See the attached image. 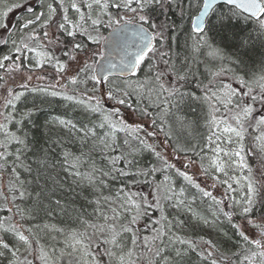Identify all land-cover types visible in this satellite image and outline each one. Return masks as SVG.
Returning a JSON list of instances; mask_svg holds the SVG:
<instances>
[{
    "label": "snow or ice",
    "instance_id": "6c2138e0",
    "mask_svg": "<svg viewBox=\"0 0 264 264\" xmlns=\"http://www.w3.org/2000/svg\"><path fill=\"white\" fill-rule=\"evenodd\" d=\"M35 2L39 10L26 0L24 3L17 0L7 11L0 13V29L5 32L11 26L4 19L13 8H22L29 14L22 17V23L17 26L18 35L9 33L8 39L0 36V45L7 46L11 42L7 54L0 55V70L4 72L0 76V108L3 109L0 111V172L7 169L11 176L6 191H0V200L8 205L0 211L11 214L7 219H0V233L11 234L16 241L10 246L8 240L0 235V257L7 258L8 264H35L36 260L39 264H57L55 248L49 252L41 244L40 231H43L63 236L65 245L71 249L69 254H78L81 264H103V260L91 251L96 240H99L98 246H106L100 256L106 255L111 264H136L133 257L138 244L143 248L139 258H146L147 264H181L188 251L208 260L209 264H218L214 258L218 249L212 241L202 242L211 249L205 252L197 242L174 230L182 228L184 221L179 219V215L169 219L165 212L172 207L178 214L182 211L192 213L197 222L213 227L217 226L222 215L242 241L249 245L240 264H264V215H256L264 210V116L257 118L254 115L256 105L264 108V84L254 94L252 85L231 69L228 71H232L240 90L218 79L225 72L223 68L215 72L207 69L212 78L205 82L198 78L192 67L196 63V54L202 49L214 60H223L226 58L224 47L245 46L244 41H239L238 45L233 43L235 33L230 24L234 19L252 21L264 32V0ZM184 4L188 7L185 8ZM173 8L179 10V23L168 17ZM70 10L74 16L69 15ZM129 25H134L131 42L126 35ZM102 28H111L112 32L104 37ZM181 33L185 35V49L192 53L191 64L187 55L182 61L174 62L171 49L166 46L174 35L178 37ZM216 38L219 44L215 43ZM122 43L125 55L117 64L113 62L111 52L120 48ZM90 45L104 47L107 55ZM128 47H134L136 51L128 53ZM25 60L31 67L25 64ZM231 62L243 63L239 55ZM46 65L54 69L58 76L56 82L47 87L33 84L34 79L44 78L43 73L37 75L34 70ZM142 66L148 68L144 79L137 76L134 80H114L107 75L113 71L135 75ZM244 88H247L246 92L242 91ZM191 89L198 90L200 94ZM29 92L46 100L62 99L84 114V120L79 123L67 118L46 122L47 146L34 161L28 160L27 153L32 152L33 147L29 133L23 128L26 122L33 128L39 127L34 117L41 108L34 105L19 113L17 119V103ZM133 97L136 98L135 105L129 102ZM145 100L147 104L140 107ZM108 104L112 107L109 108ZM197 104L207 108L204 119L209 134L202 138V143L173 146L174 152L185 154L183 163L177 167L164 155L167 147L158 137L163 134L169 138L164 127L166 118L181 127H192L196 122L181 120L173 109L179 111L182 105ZM149 108H155L159 115L151 118ZM10 124L19 127L10 131ZM55 127L60 129L59 135L55 133ZM97 129L103 131L98 133ZM249 129L259 133L253 137L261 154L257 170L250 167L245 158ZM118 133L124 134L122 144ZM68 140L79 141V154L67 150ZM13 144L16 148L10 151ZM205 150L212 153L207 166L203 155ZM145 151L152 154L159 167L138 166L137 157ZM189 152L193 155L188 156ZM96 153L103 156L110 166L98 168L92 158ZM52 156L56 160H50ZM197 156L200 157L199 171L204 177L212 181L213 187L216 184L224 187L222 198L217 199L207 184L202 186L195 179L196 173L190 174L189 169L196 165L194 157ZM174 159L179 160L180 156ZM57 167L70 175L77 187L87 182L95 190L97 198L90 203L96 206L95 211L104 223L83 220V230L71 232L49 223L38 228L24 227L21 221L27 218L55 217L68 212V197L75 189L68 185L70 192L64 191V182L57 179L59 173L53 175ZM171 170L196 189L202 198L211 199L215 206L211 220L193 211L194 198L190 201L185 196L184 187L177 191L170 175H164L160 183L149 179L157 172L169 173ZM236 170L242 173L246 170V174L234 175ZM22 172L27 176H22ZM125 177H131L133 183L142 180L149 185V193L126 192L127 182H124L125 187L114 196L103 194V190L109 187V181ZM237 191L238 198L232 195ZM105 206H111L108 208L111 216L102 210ZM226 207L232 210L227 211ZM152 210L160 213L159 219L149 216ZM146 216L158 227L151 228V236L141 237L135 226ZM234 217L239 218L238 223ZM250 229H255L254 237L249 235ZM126 234H130L131 247L124 243ZM52 239L56 237L52 236ZM21 248L27 254L23 259ZM169 249L174 255H164ZM63 254L64 250H61V256Z\"/></svg>",
    "mask_w": 264,
    "mask_h": 264
},
{
    "label": "trees",
    "instance_id": "16d2710c",
    "mask_svg": "<svg viewBox=\"0 0 264 264\" xmlns=\"http://www.w3.org/2000/svg\"><path fill=\"white\" fill-rule=\"evenodd\" d=\"M30 1L31 0H26L27 3H30ZM32 1L33 2L31 4L34 9L39 10V6L35 2V0ZM183 6L185 8L188 7L187 4H184ZM224 10H226V7L224 8ZM115 11L116 10L113 9V12ZM28 15L29 14L24 9L19 8L16 18L12 20L8 19L7 21H5V23L9 24L11 27L8 28L7 32H5L3 29H0V36H2L4 39H8L9 33L18 35L19 33L17 30V26L22 23V17ZM69 15L74 16V13L72 15V11L70 10ZM168 17L171 20H174L179 23V10L173 8V10L168 13ZM184 27H187V24H185ZM230 27L235 33V39L233 40V43L238 45L239 41H244L245 46L242 48L239 46L232 47L231 45L224 47V54L226 58L223 60H214L212 57L207 55L206 50L202 49L200 53L196 54V63L192 65L193 69L197 72L198 78L207 82V79L212 78L207 69H211L213 72H215L223 68L225 69V72L218 79L224 83H229L234 86L238 85V83L233 78L232 71L236 72V74L239 76H243L247 83L256 82L259 79L264 80V32L260 31L254 22L245 21L243 18H240L239 20H232ZM184 40L185 35L183 33H181L178 37L174 35L173 38L167 42L166 46L171 49L170 55L174 62L178 60L182 61L183 57L187 55L189 57V63L191 64L192 53L190 49H185ZM215 43H220L218 38H216ZM9 48L10 47H8V45H0V55L7 54ZM177 53H179V56H177ZM237 55H239L241 60L243 61L242 64H234L231 62L233 59L236 58ZM145 63L147 64V58ZM25 64L31 67L28 60H25ZM50 68L52 67L46 65L42 68V70ZM229 69H231L232 71H228ZM34 71L36 74H38L37 71L39 70L35 69ZM147 72L148 68L142 66L141 70H139L136 76L132 79H136L137 76L140 79H144V77L147 75ZM2 75H4V72L3 70H0V76ZM44 79L45 77L42 80ZM39 81V79L38 81L37 79H34L32 83L44 87L47 86V84H50L49 82L46 83L44 81L38 83ZM253 86H257V84L255 83L253 84ZM16 87L18 88V85H16ZM257 90L259 91L258 88ZM196 91L198 94H200L198 90ZM129 102L135 105L136 98H131ZM146 104L147 101L145 100L140 104V107H144ZM34 105L39 106L41 108V111L38 112L34 117L39 127L33 128L31 124H28L26 122L23 128L24 131H27L29 133V137L33 147V151L27 153L29 161L36 160L37 155L41 154V150L47 146L48 126H46V122L55 120L56 118L72 119L77 123L82 122L84 120V114L75 105H72L69 102H66L59 98H47L46 100L45 97L34 95L30 92L27 93L25 97H22L21 101L17 103V119L19 118V113L33 108ZM108 107L111 108L112 105L108 104ZM255 107L256 112L254 113V115L259 118L260 116H262L263 110H261L260 105H256ZM173 111H176L177 116L181 120L187 122H196L192 127H181L179 123L173 124L171 119L166 118L164 127L165 131L169 132V138L166 139L163 134L158 137V140L163 141L164 145L167 147V152L164 153L166 158H168L170 162L176 163L177 167H180L185 158V154H177L173 151V146H180L186 143H202V138L206 137L209 134L204 119L207 108L206 106L199 104L192 106L182 105L179 111L175 109H173ZM149 112L152 114L151 118H156L159 115L155 108H149ZM137 117H139V113H137ZM17 127L19 126L11 124V131H16ZM149 127H151L150 124ZM97 131L99 133L103 130L97 129ZM55 133L57 135L60 134V129L58 127H55ZM257 133L258 132H256L255 129H249V135L246 137L245 140V158L249 166L252 167L254 170H257L259 168L261 162V154L259 153L258 149H256L255 142L253 140V137L256 136ZM118 138L119 143L122 144L124 134L118 133ZM177 141H179V144H177ZM15 148L16 145L13 144L10 146L9 150L14 151ZM66 148L67 150L72 151L75 154H79V152L81 151V146L78 140L66 141ZM161 151H163V148L161 149ZM177 155L180 156L179 160L174 159ZM187 155L192 156L193 153L189 152ZM203 155L205 159V164L207 166V163L209 161V158L212 156V153L208 150H205ZM92 158L98 168L110 166L108 165V161L104 159L103 156H101L99 153L93 154ZM194 158L197 160L195 168L199 169L200 157L197 156ZM50 160H56V157L52 156L50 157ZM137 160L139 161L138 166L140 167L148 165H154L159 167L158 162L155 160L152 154L146 151L142 155L138 156ZM10 164L11 159L9 160V165ZM56 173H59L57 179L59 181L64 182V191L66 193L70 192L68 185H71V187L75 189V191L71 192L68 197V212L66 214L60 213L55 217H41L36 219L27 218L24 221H21L24 227L38 228L44 223H49L55 224L57 227L63 228L66 232H71L82 231L83 226L81 221L83 220H88L89 223H104V221L100 219L99 214L95 211L96 206L93 203H90L91 200H95L97 198L95 190L89 187L87 182H84L80 187H77L75 184L72 183V177L66 172L61 171L59 167H57L53 175H55ZM191 173L195 172H190V174ZM233 174L237 176L243 175L246 174V170L243 173L240 170H236ZM34 175L35 171L33 172V176ZM164 175L171 176L172 183L175 185L177 191H179L181 187H184L185 196L190 201L194 198L195 202L194 204H192V208L195 213L200 216H206L210 220L212 219L211 213L215 211V206L212 204L211 199L202 198L200 194L196 191V189H193L191 188V186L187 185L186 182L183 181V178L176 176L174 170H171V172L169 173L157 172L155 177H149V179L154 180L156 183H160L164 180ZM22 176H27V174L22 172ZM10 179L11 176L7 169H5L3 172H0V180L5 183L4 191H6ZM28 179H32V176H28ZM195 179H197V181L200 182L202 186H205V184H207L209 190H212L213 192L214 190L221 191L222 195L220 197L222 198L224 193L223 186L218 184L213 187V185L208 184L209 182L212 183V181L210 179L205 178L201 171L199 172V174H196ZM124 182H127V187L125 188L126 192L131 190L134 192H142L148 194L150 191L149 185L143 183L142 180L139 183H133L131 177H125L118 180L109 181V187L103 190V194L114 196L120 188L125 187ZM238 192L239 191H237L236 193H232V195L237 196L238 198ZM23 206L24 205L21 204V207ZM109 207L111 206H105L102 210L107 212L108 215L111 216V212L108 211ZM0 208H5L4 204L1 205ZM165 214L168 215L169 219H172L179 215V219L184 221V226L182 228H174V230L184 238L191 239L197 242L200 245V248H203L205 252L211 249H208L207 246L204 245L202 242L204 240L212 241L218 249L214 256V258L218 260V264H240V262L244 260L243 252L246 248L249 247V245L245 244V242L242 241V239L238 236L235 230H233L231 226L227 223L226 218L222 215L217 226L213 227L211 225H206L201 222H197L192 217V213L182 211L178 214L176 209L172 207H168ZM10 215V213L0 211V219H7V217ZM125 215H127V213H125ZM256 215H264V210H261L260 212L256 213ZM149 216H151L154 220L159 219L160 213L156 210H152L149 213ZM121 219H123V217H121ZM234 219L237 223L239 222L238 217H234ZM124 222L126 223L127 221L125 220ZM153 226L158 227V225H153L150 222L149 217L146 216L143 217L135 227L139 230V235L143 237L144 235L151 236V228ZM1 235H3L8 240L10 246L16 243L15 239L11 236V234L2 233ZM91 235L92 231L91 229H89V236ZM129 235L130 234L125 235L124 243L127 244L128 247H131L130 241L128 239ZM249 235L254 237L255 229H250ZM52 236H55L56 239L53 240ZM100 239H102V237H100ZM40 240L41 244H43L49 252H51L52 248L54 247L55 254L57 256H61V250H64L65 255H68V253H70V248H67L64 243V237L57 233L45 234L43 231H40ZM98 245L99 240H96L92 243V253L94 255H97L98 258L102 259L103 264H111L109 258L106 255L100 256V254L103 252V247L106 246ZM142 251V246L138 244L135 249L136 257L134 258L136 264H147L146 258L143 260L139 258L140 253ZM25 255L27 254L25 253ZM164 255L172 256L174 255V253L171 249H169L167 252L164 253ZM0 264H8V259L5 257H0ZM181 264H209V261L202 260L201 257L195 252L188 251L184 256L183 260L181 261ZM245 264H247V262H245Z\"/></svg>",
    "mask_w": 264,
    "mask_h": 264
},
{
    "label": "rangeland",
    "instance_id": "374dc122",
    "mask_svg": "<svg viewBox=\"0 0 264 264\" xmlns=\"http://www.w3.org/2000/svg\"><path fill=\"white\" fill-rule=\"evenodd\" d=\"M21 1H24V0H19V2H21ZM16 2H17V0H0V13L7 11V8L9 6H13ZM18 11H19V8H13V11L8 14L7 18L4 19V22L7 21L8 19L12 20V19L16 18V15L18 14ZM102 30L108 31V28H102L101 29L102 35L105 36V33ZM90 46L93 47V48H99V51L101 52L100 46H97V45H90ZM8 47H11V42L10 41H9ZM37 73H38L37 75H39L40 73H45V79L44 80L39 79L40 81L38 83H41V81H44L46 83L49 82L50 84H47V86H49L51 84H54L56 82V79H58V76L56 75V73H55L53 68L52 69H46V70L45 69L42 70V68H41L39 71H37ZM37 81H38V79H37ZM255 83L257 85L261 84L259 81L252 82L250 84H255ZM47 86H45V87H47ZM232 86L237 88L238 90H240V85L239 84L236 85V86H234V85H232ZM242 91L243 92L247 91V88L242 89ZM261 110H263V114H264V108H261ZM0 111H3L2 108H0ZM263 114H262V116H264ZM257 135H259V133H257ZM189 172H195L196 174H199L200 171H199V169H196L195 166H194L191 169H189ZM208 184L213 185L211 182H209ZM4 185H5V183L2 180H0V191H4ZM216 185H218V184H216ZM213 194L216 195V194H222V193L219 190H214ZM238 194H239V192H238ZM1 205H3L2 200H0V206ZM4 207L6 208V207H8V205L4 204ZM229 209H230V211L232 210L230 207H229ZM29 257H30V259H32L31 256H29ZM135 257H136V255L133 257V260H134ZM22 258L23 257L21 255V259Z\"/></svg>",
    "mask_w": 264,
    "mask_h": 264
},
{
    "label": "water",
    "instance_id": "95a60500",
    "mask_svg": "<svg viewBox=\"0 0 264 264\" xmlns=\"http://www.w3.org/2000/svg\"><path fill=\"white\" fill-rule=\"evenodd\" d=\"M245 15H247V14H245ZM111 32H112V30L109 31L106 36H108L109 33H111ZM133 32H134V25H129L128 26V31L126 33L129 42H131L133 40ZM123 47H124V45L122 43L120 48H115L114 50H112L111 58H112L113 62H115L117 64L120 63L121 57H123L125 55V52L122 50ZM101 50H102L103 54L107 55V51L105 50L104 47L101 46ZM135 51H136V49L134 47H128L127 48V52L128 53H132V52H135ZM107 75L111 79L112 78H116V79H130V78H133L136 74L133 75V74H129V73H120L118 71H113L111 73H108Z\"/></svg>",
    "mask_w": 264,
    "mask_h": 264
},
{
    "label": "flooded vegetation",
    "instance_id": "af4514ba",
    "mask_svg": "<svg viewBox=\"0 0 264 264\" xmlns=\"http://www.w3.org/2000/svg\"><path fill=\"white\" fill-rule=\"evenodd\" d=\"M24 2L25 1H21V3H24ZM32 2L33 1L31 0L30 3H32ZM10 127H11V124L9 125V130L11 131V128ZM69 250H71V249H69ZM55 256H56V260H57L58 259V256L56 254H55ZM70 258H71V260L68 263H66V264H81L79 255H77V256H71ZM57 264H63V262H57Z\"/></svg>",
    "mask_w": 264,
    "mask_h": 264
}]
</instances>
